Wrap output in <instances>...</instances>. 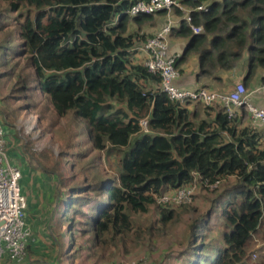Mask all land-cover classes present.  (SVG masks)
I'll list each match as a JSON object with an SVG mask.
<instances>
[{"label": "trees", "instance_id": "trees-1", "mask_svg": "<svg viewBox=\"0 0 264 264\" xmlns=\"http://www.w3.org/2000/svg\"><path fill=\"white\" fill-rule=\"evenodd\" d=\"M138 1L0 0V80L6 79L14 101L24 102L14 115L39 111L40 125L50 117L52 126L69 116L87 130L92 149L108 160L119 158L116 175L84 176L82 184L64 191L58 229L68 225L70 233L66 239L50 234L57 262H73L75 250L81 256L109 250L125 256L147 249L150 255L156 240L168 239L174 225L198 211L188 204L159 205L156 197L193 185L212 192L210 186L220 182L209 210L190 220L188 242L166 256L180 264H192L193 258L195 264H254L257 254L264 264V245H256L264 240L262 134L256 125L242 126L238 115L229 118L218 102H175L161 92L160 79L148 72L140 50L153 35L134 29L151 23L154 15L128 14ZM181 1L192 10L210 3L208 12L190 14L191 25L204 28L191 42L211 44L201 55L202 66L232 70L242 61L251 74L264 69V0ZM190 26L183 21L176 35L191 37ZM38 97L48 103L41 110ZM2 103L0 98L8 123L11 113ZM143 119L148 133L140 125ZM32 146L29 140L31 155ZM63 164L59 175L52 173L55 200L76 180ZM231 178L235 183L228 185ZM152 207L159 209L158 220L136 225L135 218ZM75 223L78 229L72 231Z\"/></svg>", "mask_w": 264, "mask_h": 264}, {"label": "rangeland", "instance_id": "rangeland-1", "mask_svg": "<svg viewBox=\"0 0 264 264\" xmlns=\"http://www.w3.org/2000/svg\"><path fill=\"white\" fill-rule=\"evenodd\" d=\"M183 15L184 14L182 13V16ZM165 20L166 19L164 15H157L154 16V20L151 23L144 24V26L141 28L138 26H134V29L140 30L145 34L147 32L150 33L149 35H155L158 31H160L163 28L162 27L160 29L159 27L160 25L162 26L164 24ZM244 57H247V54H245ZM240 63L243 62L241 61ZM258 70L261 71V69ZM6 83H7L6 79L0 80V98L4 102L2 103L4 109H8L9 114L11 113V116L7 117L9 122L8 124L15 130L14 135L17 138V140L22 141L21 145L18 146L16 145L14 147L11 146L10 151L11 150L18 151V154H20L22 158L25 160V164H28V167L32 168V171L39 173L40 175L46 176V178L43 179L44 184L49 183L48 180L54 179L53 178L54 175H59L61 173L60 169H62L61 167L65 165L63 164V162H67V167L68 169L70 168L69 170L70 176L76 178V180L70 181L64 187L66 190L65 189L63 190L62 195L58 199V202L60 204H58V202L55 203V206L53 208L50 207L48 204H45L43 206V211L41 210V213H43L44 215L41 216L39 214V218L37 220L38 223L34 224L36 225V228L38 227V229L36 230V232L31 230V233L33 234L36 241H38L37 240L38 235L43 236L44 234H47L48 236L51 234L52 237L56 239H59L64 236V238L66 239L67 233H70V231H68L69 230L68 225L66 229L62 230V232H60L58 229V225H59L58 221L62 219L61 217L63 215V211L65 208V204L61 202V200H63L64 202L65 199L64 191H68L70 187L76 186L78 184H82L84 176H88L90 180L93 179L95 180L96 178L100 180L106 178L109 175L110 176L116 175L118 172L117 166H118L119 158L113 157L110 160H108L104 152H99L92 149V146L87 136L88 134L87 130L83 128V126L77 127L72 122L71 117L69 116L60 119L61 121L56 126H52L53 124L50 122V117H48L47 121L42 122L41 125L39 124L40 131L35 130L31 132L29 135H26L24 128H21V130L18 128L19 126L22 127L20 123V119L24 115L23 113L25 112V109L21 110L20 112L18 111L17 117L14 115L16 113V110L19 109L18 107L24 105V102L13 100L14 94L12 93V90H10V86L6 87ZM247 89L250 91L248 86ZM259 94L264 95V91L260 92ZM38 101H40V103L42 104L40 110L44 105H48L46 99L43 97L42 98L38 97ZM36 113L37 115H40L39 111H37ZM0 114H1L0 118L3 120L4 119L3 117L5 115L3 116L2 113ZM27 117L28 116H26L24 119H26ZM246 117L249 118L248 114ZM18 130H20L21 132L20 134ZM29 140H31L33 143L32 149L34 153L32 155L31 152L26 147V144ZM7 148H8V143H7ZM63 153H67L65 157H62ZM17 166L19 167L21 173L23 174L22 172L23 166H21L20 164H17ZM54 172L56 174L52 175V173ZM233 184L234 183H229L228 185H233ZM216 189L217 188H213L211 192L205 190L204 188L197 187L192 203L188 204L196 207L198 209L197 213L194 214L190 213V215L183 218L180 224L174 225L172 233H169L168 239L159 238L158 240H156L153 243V246L150 250L152 252L150 255L146 252L147 249L125 253L127 254L125 256H123L122 253L114 252L112 250L98 251L92 253L88 252L86 255L81 256L75 250L73 252L75 254V258L73 259V262L56 261L51 263L52 264H58V263L59 264H98V263L112 262V261H116V262L123 261L124 263L126 262L129 263L130 261L138 260L140 258L148 259L147 261L149 263V258H151L152 256L157 258V257H165V254H170V253L177 254L178 251H180L181 243L184 240L185 242H188L185 237L188 238V236H186V233L188 231L190 220H193L194 216L197 215L201 216V214L206 213L209 210V207L211 206V201L215 196V194H213V191ZM158 216H159V209L156 207H152L148 215H139L135 218V221L137 223L136 225L143 224L144 227H146L149 221H154V218L158 220ZM79 221H80V217L77 218L76 223H80ZM212 221L216 223L217 228H222V223L217 224L216 216H214ZM78 225L79 224H76L75 227L72 228V231H76L78 229ZM45 226L46 229H42ZM157 227L158 228L161 227V224H157ZM51 235L49 237H51ZM263 236H264V229H263V235L260 237L261 240H263L262 238ZM262 242H264V240L259 241L256 244L257 248L264 245ZM40 248L41 246L36 244V246L33 248L34 252L32 253L30 251L28 252L29 255L27 259L28 261L26 260L24 261V263L21 264L30 263L29 259L31 255L34 257L40 256V255H34V253L38 251ZM48 248L53 249L52 253L57 254V248L55 247V243L53 245L48 244ZM166 258H168V256H166ZM40 259H43V257ZM61 260H63V258ZM253 260H254L253 261L254 264H260L261 260L260 258L257 257V254L253 255ZM193 261L192 264H195V258H193ZM189 264H191V262Z\"/></svg>", "mask_w": 264, "mask_h": 264}, {"label": "built area", "instance_id": "built-area-1", "mask_svg": "<svg viewBox=\"0 0 264 264\" xmlns=\"http://www.w3.org/2000/svg\"><path fill=\"white\" fill-rule=\"evenodd\" d=\"M177 9L186 14V19L191 25L190 14L192 11L208 12L209 7L207 4H202L192 10L185 7L181 0H141L136 2L128 11L131 17L141 14L156 16L164 12L169 18L168 23L140 47L141 52L145 55L144 65L148 72L157 75L160 79L161 92L175 102L192 101L207 106L218 102L226 108L229 118L236 117L237 108H244L254 125L264 126V106L257 105L252 99L253 94L264 91V85L254 92H249L245 84L239 82L232 91L223 93L205 87L189 90L178 86L177 82L181 75L177 61L180 55L170 53V39L173 30V22L170 17L173 11ZM191 28L196 34L204 32L203 26L191 25ZM23 114L20 119L22 127L19 126L18 128L20 130L24 128L26 135L35 130L40 131L39 115L29 111H25ZM26 116L28 117L24 119ZM140 125L144 132H149L148 119L141 120ZM20 130L18 131L20 132ZM7 135L8 132L0 120V264L3 262L20 264L28 255L27 248L31 238V230L26 221L27 200L21 187L22 173L18 166L9 161ZM219 185L220 182H217L211 185L210 189L218 188ZM196 189V185L179 189L173 195L164 194L156 197L157 202L159 205L191 204ZM147 260L140 258L129 263L112 261L99 264H149Z\"/></svg>", "mask_w": 264, "mask_h": 264}, {"label": "crops", "instance_id": "crops-1", "mask_svg": "<svg viewBox=\"0 0 264 264\" xmlns=\"http://www.w3.org/2000/svg\"><path fill=\"white\" fill-rule=\"evenodd\" d=\"M215 1L221 2L222 0H215ZM204 4L209 5L210 3H204ZM177 10L173 11L170 17L171 21L173 22V30L170 39L171 41L170 53L172 55H180L179 59L182 58L177 65L181 75L177 82L179 87L189 90H196L200 87L202 88L205 87L223 93V92L232 91L235 88L236 84L239 82L244 83L246 87L248 86L250 92L256 91L260 86L263 85L264 69L262 70V68H258L261 69V71L256 69V71L251 74L249 73L248 68L244 66V62L243 63L238 62L239 64L237 68H234L232 70H222V68H219L217 64L215 66H209V64L205 63L204 66H202L201 55L205 51L211 48L210 40L205 42L198 41L193 44L191 42L192 38L194 37V35H199V34L193 32V35L191 37L177 36L176 30L180 29L183 21L187 22L188 25L190 26V23L186 19V14L180 10L178 11H180L184 15L182 16V14H177ZM164 17L166 20L162 26L160 25L159 27L160 29L169 21L167 15ZM211 38L212 36L209 35V39ZM141 56L145 58V55L143 53ZM252 97H253V101L257 105L264 106V95L255 93L252 95ZM236 113H238L237 115L239 116L242 126L254 125L250 115L244 109L237 108ZM247 114L249 118L246 117ZM212 116H214V114H212ZM201 117L205 118L206 116L202 115ZM0 120L3 123L5 130L8 132L7 143H8V156L10 162L14 165L16 164V166L17 164L23 166L21 187L23 194L27 200L26 219H27L28 227L31 228L30 230L36 232L38 227L36 228V225L34 224L38 223L37 220L39 218V214L41 216L44 215L43 213H41V210L43 211V206L45 204H48L50 207L53 208L55 206V203L58 202V200H55V195H54L56 179L53 177L54 179L48 180L49 183L44 184L43 179L46 178V176L40 175L39 173L32 171V168H29L28 164H25V160L22 158L20 154H18V151H13V150L10 151L11 146L14 147L16 145L17 146L21 145L22 141L17 140V138L14 135L15 130L8 124L9 122L7 123V121H3L1 118ZM255 127H257L259 132H261L262 138L264 139V126L260 125L259 127L258 126ZM13 135L15 138L13 137ZM229 181H230L229 183H235L234 178L229 179ZM58 204L60 203L58 202ZM42 229H46V226L43 227ZM44 235H46L47 238ZM44 235L43 236L38 235V239H37L38 241H36L32 234L31 237L32 243L30 242L31 247L34 248L36 244H38L39 246H41V248L34 253V255H40L38 256L39 258L31 255L29 262L45 261L51 263L57 261V256H56L57 254L52 253L53 249L48 248V244H51V239L50 237H48L47 234ZM42 257L43 259H40ZM1 264H11V263L3 262ZM149 264H180V263H178L177 259L172 260L169 257L166 258V254H165V257L156 258L152 256L151 258H149Z\"/></svg>", "mask_w": 264, "mask_h": 264}, {"label": "clouds", "instance_id": "clouds-1", "mask_svg": "<svg viewBox=\"0 0 264 264\" xmlns=\"http://www.w3.org/2000/svg\"><path fill=\"white\" fill-rule=\"evenodd\" d=\"M166 15H167V14H166ZM156 16H157V15H156ZM171 34H172V33H171ZM153 36H154V35H153ZM263 85H264V84H263ZM263 85H262V86H263ZM262 86H260V87H262ZM249 92H250V91H249ZM257 126H258V125H257ZM258 127H259V126H258ZM24 261H25V260H24ZM24 261H23L22 263H24ZM11 264H12V263H11ZM18 264H19V263H18ZM20 264H21V263H20ZM98 264H99V263H98Z\"/></svg>", "mask_w": 264, "mask_h": 264}]
</instances>
